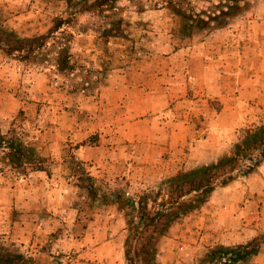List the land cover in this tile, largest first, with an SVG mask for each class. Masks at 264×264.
Returning <instances> with one entry per match:
<instances>
[{
  "label": "rangeland",
  "instance_id": "374dc122",
  "mask_svg": "<svg viewBox=\"0 0 264 264\" xmlns=\"http://www.w3.org/2000/svg\"><path fill=\"white\" fill-rule=\"evenodd\" d=\"M172 1L0 0V24L17 36L46 34L63 18L74 37L64 73L50 59L0 53V132L33 156L15 170L0 150V247L27 264H104L107 240L128 264L122 200L130 204L180 171L229 155L244 130L264 123V88L245 90L251 74L243 70L250 43L264 45V0H243L240 16L205 30L180 19ZM216 3L187 0L184 11L200 14ZM178 131L177 150L160 152L163 138ZM32 168L45 172L30 195ZM172 226L158 240L156 264L164 238L173 240V264H200L213 248L254 239L259 254L241 264H264V163ZM238 235L246 241L236 244ZM40 237L37 248H26L27 238Z\"/></svg>",
  "mask_w": 264,
  "mask_h": 264
},
{
  "label": "trees",
  "instance_id": "16d2710c",
  "mask_svg": "<svg viewBox=\"0 0 264 264\" xmlns=\"http://www.w3.org/2000/svg\"><path fill=\"white\" fill-rule=\"evenodd\" d=\"M186 1L173 0L172 4L178 9L180 19L191 22L193 27L200 30H205L213 23H216L217 28H224L228 21L246 11L243 0H217L215 5L210 4L212 7L209 11L195 14L190 10L184 11ZM94 5H101L100 0H96ZM71 25V21L59 18L46 34L21 38L0 24V53L8 59L22 62L50 59L53 68L58 73H64L70 70V52L74 38L70 32ZM3 137L4 134L0 132V150L4 152L2 159L9 167L17 170L31 165V153H24L20 144L12 140L6 141ZM263 163L264 123L244 130L229 155L208 165L180 171L166 179L156 192L145 193L130 204L122 200L127 206V238L124 245L126 262L156 264L158 240L175 222L200 210L218 188L228 187L238 175L247 177L253 174ZM37 171L45 172L41 168L31 169V172ZM88 191L90 194L94 193L91 186ZM258 254L259 244L254 239L234 248H213L207 251L200 264L247 263ZM28 262L25 255L0 247V264Z\"/></svg>",
  "mask_w": 264,
  "mask_h": 264
},
{
  "label": "crops",
  "instance_id": "0c3cea01",
  "mask_svg": "<svg viewBox=\"0 0 264 264\" xmlns=\"http://www.w3.org/2000/svg\"><path fill=\"white\" fill-rule=\"evenodd\" d=\"M224 29H220V30H216V34L222 32ZM264 34V32H263ZM263 43H260V41H258V43L252 44L250 43V47H249V51L247 52V54H243V59H245V63L246 66L245 68H243V70L245 71L244 73L248 74L250 73L251 75L249 77H245L246 80V89L251 87V85H255L258 87L259 86L262 88H264V51H262L261 49H263L264 45H262ZM252 48V50H251ZM257 48H261L259 51H257ZM221 58H223L221 56ZM251 58H255L257 59L256 63L259 65L257 68H251L249 66V60H251ZM254 77V79H253ZM246 78H249L246 79ZM252 90H253V86H252ZM250 97L253 96V94H249ZM238 100H240V94L238 95ZM241 97H243V94L241 95ZM248 97V96H247ZM244 99H246V95H244L243 97ZM182 131H178L173 133V135L169 136L168 138L164 137L163 140H165L166 144L160 145V152L164 151L166 152V150L168 149V151H175L177 150V144H178V140H182ZM163 152V153H164ZM41 175H43V172L39 171V172H33L32 174H30L29 177H31L30 179H34V181H32L30 190L28 191V194H35L38 193L39 191V178L37 177H42ZM42 179V178H41ZM36 180V181H35ZM219 215V214H218ZM219 217L221 218L222 216L219 215ZM28 229V228H26ZM176 231H179V228H177V226H172L170 228V235L172 237H176ZM26 233H28L25 230ZM42 230H37V234L41 235ZM0 233H5V232H0ZM7 233V232H6ZM169 235V234H168ZM235 243L236 244H241L243 243L246 239H243L241 235L235 236ZM3 239H8V237H4ZM27 245L26 248H29V246H31V249L34 247H38L41 243V237H40V241L39 238H35L34 240L31 238H27ZM240 239V240H238ZM203 240V239H202ZM164 242L161 246L160 249V254L158 255V262L160 264H173V260H175V258H173V256H169V253L172 252L171 251V246L173 245L172 242L173 240H169L168 238H164ZM197 243V242H196ZM39 244V245H38ZM235 245V244H233ZM101 248H104V264H123V249L121 247H119L118 244L115 243L114 240H107L104 241V243L102 244ZM199 248V245L196 248L192 249V255L195 251H197ZM168 253V254H167ZM193 257V256H192ZM169 260V262H167ZM175 264H184L181 263L179 261H176Z\"/></svg>",
  "mask_w": 264,
  "mask_h": 264
}]
</instances>
